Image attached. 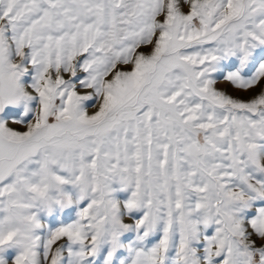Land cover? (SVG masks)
I'll return each mask as SVG.
<instances>
[{"label":"snow or ice","instance_id":"1","mask_svg":"<svg viewBox=\"0 0 264 264\" xmlns=\"http://www.w3.org/2000/svg\"><path fill=\"white\" fill-rule=\"evenodd\" d=\"M0 264H264V0H0Z\"/></svg>","mask_w":264,"mask_h":264},{"label":"rangeland","instance_id":"2","mask_svg":"<svg viewBox=\"0 0 264 264\" xmlns=\"http://www.w3.org/2000/svg\"><path fill=\"white\" fill-rule=\"evenodd\" d=\"M224 85H221V87H223Z\"/></svg>","mask_w":264,"mask_h":264}]
</instances>
